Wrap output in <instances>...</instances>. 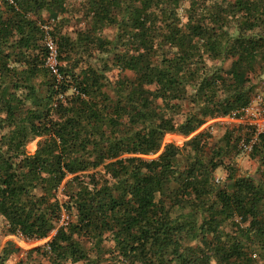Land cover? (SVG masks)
<instances>
[{"label":"trees","instance_id":"1","mask_svg":"<svg viewBox=\"0 0 264 264\" xmlns=\"http://www.w3.org/2000/svg\"><path fill=\"white\" fill-rule=\"evenodd\" d=\"M1 2L0 130L8 131L0 134V216L24 240L56 229L26 254L41 251L53 264H264V130L226 128L215 151L228 155L243 141L262 167L256 180L227 166L216 181L225 162L205 153L203 131L186 142V162L173 143L155 158L140 156L157 153L166 133L188 135L250 103L248 83L264 73V0H88L91 22L73 39L39 23L42 10L61 17L67 0ZM109 25L114 39L98 33ZM77 43L112 52L114 64L74 72ZM204 55L230 60L229 68H208ZM114 65L134 75L125 87L115 82L116 98L104 90ZM158 98L164 109L189 101L184 120L157 111Z\"/></svg>","mask_w":264,"mask_h":264},{"label":"rangeland","instance_id":"2","mask_svg":"<svg viewBox=\"0 0 264 264\" xmlns=\"http://www.w3.org/2000/svg\"><path fill=\"white\" fill-rule=\"evenodd\" d=\"M1 1L3 0H0V10H4V5ZM65 4L67 10L64 13H62L61 17H59L58 19H52V18L49 19L48 13L42 10L39 15L40 16L39 23L41 24L42 28H44V30L48 32V35L50 29L56 27L59 36L68 34L73 39L75 38V34L79 32V30L82 29L85 30L87 27H89L88 25L91 21L89 15L86 14V10L89 5V2L88 0H67ZM185 14L186 13L183 10V8H178L177 16L180 21L179 24L184 23ZM116 32L117 31L115 26L109 25L104 27L101 30V32L98 33L103 38L114 39ZM164 50L167 51V53L170 51L167 49V47ZM83 51L85 52L80 56L79 52H83ZM111 59H112V52L104 53L103 51H99L98 49L95 50L93 47H91L90 49H86L84 48L83 44L81 46L80 44L77 43V50L72 54V58L70 62L72 63L71 64L72 66L74 67L76 66L73 69L74 72H78L81 65L91 64L92 66H100L102 65L103 62L106 61L112 62ZM203 61L208 68L210 69L213 67L221 68L222 72L227 70L230 64V60L228 59H224L222 61L221 59L211 60L207 58L206 55H204ZM56 62L58 63L57 60ZM65 63L66 61H64V64ZM108 64H114V63L112 62ZM105 76L106 78L104 81L106 82V85L104 87V90H106V92L113 98H116L115 94L113 93L114 90L116 89L115 82L119 79L120 82L121 80H123L121 85L125 87L126 84L130 83L134 77L133 73L130 70L121 71L116 65L112 67L110 66V69L105 72ZM36 82H38V79L36 80ZM248 86H251L253 88L252 99L254 98L256 99L254 106L258 108L263 107L264 106V73L260 75L252 76L248 83ZM9 91L10 92L16 91L17 94L19 95L21 94V89L19 90L10 89ZM124 93H126V91H124ZM154 103L156 105L157 111L158 110L160 111V107H161V110L163 109V111L165 112V116H173L177 122L183 121L184 116L182 114H184L188 110V108L190 109V102L187 100H183L179 102L176 100H172L168 104L171 105L177 103V105L168 106L166 109H164L165 103L163 104L160 98L155 99ZM255 115H257V113H255ZM252 116H253L252 113H247L246 116L242 113L241 114L239 113L234 117H224V118L218 116L216 118L207 120L197 130L191 132L188 135H183L179 133H166L163 136L161 149L157 153L140 155V156L145 159L155 158L161 153L164 145L168 143H173L179 147L184 148L183 151L184 157H182L181 159L183 160V162L184 161L186 162V159H188V154H189L187 151L190 148L189 146L186 147L185 145L186 142L196 133L203 131L205 132L204 134L205 138L203 141L204 144H206L205 153L207 154L209 153L210 156H213L216 162H220L221 160L225 162V165H220L214 170L213 175L215 176L216 181L225 180L228 172L226 168L227 166H229V170H233L232 172L236 173L237 175H247L256 180L261 177L260 174L262 171V167L258 162L257 158H252L249 155L250 146L247 145L244 146L243 141L239 143L238 147L235 150H231V152L228 155L218 156V154H215L216 149L218 147L220 148L221 145L223 144L221 137L226 128L231 129L235 127L234 130L235 133L237 135L241 134L243 136H247L250 127L255 131L262 130L261 123L259 124L258 121L254 123H250L249 121L245 120L246 118ZM3 117H4V113L0 112V118ZM7 131L8 129L4 128L0 130V134L6 133ZM40 140H42V137H36L30 142H28L26 146L27 151L31 153L34 152V150L37 147V143ZM64 218L67 219V216H64ZM58 225H60V223H58ZM55 231L56 229L52 230L48 237L40 240H24L20 236L8 234L6 232V221L0 216V264H16V262L21 257L24 258L28 257V260L32 263L53 264L51 262V258H49L48 255L44 256L43 254H41V251L33 252L31 254H26V251L36 246L43 245L52 237V235H54ZM7 241H11L13 243V246L8 247V251L10 253L7 255H3L2 258L4 257L5 259L2 260L1 258L2 248ZM82 242L83 244L88 246L87 250L90 251V253H92V250H90L91 247L89 245L90 240L83 238ZM103 244L105 248L108 247L110 248L111 241H109L108 239ZM16 248H19L20 250L18 251L16 250ZM13 249L15 250L13 251ZM62 264H69V262H65ZM77 264H81V263H77Z\"/></svg>","mask_w":264,"mask_h":264},{"label":"built area","instance_id":"3","mask_svg":"<svg viewBox=\"0 0 264 264\" xmlns=\"http://www.w3.org/2000/svg\"><path fill=\"white\" fill-rule=\"evenodd\" d=\"M48 46H49L51 52H50V56L47 59V64L50 66L52 71L56 73L57 72V68H56V64H57V62H56V51H55L54 45L51 42L48 43ZM255 102H256L255 98L251 99L250 103L247 106L243 107L241 109V112H239V113L240 114L242 113L245 116H246L247 113H252L253 116L252 117H248L245 120L249 121L250 123H254V122L258 121L259 124L261 123L262 130H264V106L263 107L259 106L260 108L255 107L254 106ZM255 113H257V115H255ZM235 115L236 114L233 113L232 115L221 116V117L222 118H224V117H234ZM262 130H258L256 132H260Z\"/></svg>","mask_w":264,"mask_h":264}]
</instances>
